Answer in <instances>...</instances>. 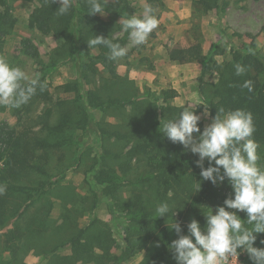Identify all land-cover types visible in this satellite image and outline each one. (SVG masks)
<instances>
[{"label":"rangeland","instance_id":"rangeland-1","mask_svg":"<svg viewBox=\"0 0 264 264\" xmlns=\"http://www.w3.org/2000/svg\"><path fill=\"white\" fill-rule=\"evenodd\" d=\"M120 2L125 5L123 0ZM128 2L134 8L131 13L119 11L116 7L119 3L108 0L105 14H99L109 23L112 35L124 39V46L129 40L127 33L121 31L120 19L140 15L147 3L146 0ZM152 6L159 20L158 28L144 45L129 48L128 54L116 61L119 77L112 79L100 63L95 65V73L86 70V76L83 75L85 69L81 72L74 57L59 55L61 36L44 34L29 27L28 18L34 5L21 0L12 2L17 22L6 37L0 58L21 67L29 75L44 77L52 100L46 104L36 101L28 111L21 106L17 108L20 112L0 106V123H7L17 132H27L30 136L41 135L44 111L50 107V123L60 122L63 115L68 117L66 136L71 138L62 147L37 151L43 156L41 164L46 173L31 170L16 180L26 187L39 184L45 187L41 201L30 205L27 215H35L41 207L46 208L49 215L47 231L29 235L34 247L22 253L26 264H45L47 260H42L45 252L87 225L94 215L98 216L99 228L91 230V234L99 233L105 224H111L109 202H115V198L95 193L86 179L91 165L101 160L113 166L123 180L117 194L130 199L136 186L140 185L138 179L148 173L144 161L137 156L128 158L127 152L135 140L141 137L146 141L151 132L157 136L163 123L178 118L182 108L189 103L202 106L197 105L195 109L201 115L202 131L212 122L210 112L204 115L205 105L216 97L221 82L220 71L233 61L232 49L254 42L264 54V0H160ZM23 38L31 39L38 49V56H28L21 51ZM195 43L201 44L205 55L210 53L213 44H218L212 53L213 61L205 69L196 60L182 61L171 54L173 49L187 48ZM90 50L92 56L97 54L96 47ZM86 61L87 58H80V62ZM68 84L70 88L66 87ZM171 89L175 90L176 96L164 99V92ZM111 99L122 103L111 104ZM166 107L172 109L166 110ZM88 111L95 115L92 124L86 121ZM115 133L121 137H116ZM5 146L0 142V151ZM185 152L189 158H198L190 150ZM263 152L264 146L259 150V156ZM206 163L207 160L204 165ZM259 163L264 165L261 159ZM96 200L99 202L95 207ZM119 216L126 219L129 213L120 209ZM174 219L181 224V234L187 235L189 221L185 216L176 213ZM171 236L173 240L178 238L174 229ZM114 237L117 241L111 249L114 260L106 261V264H139L144 252L128 256L123 252L124 237L116 233ZM98 252L99 249H95V253ZM69 253V245L58 250L60 256ZM243 254L240 252L237 260L233 258L234 264H243Z\"/></svg>","mask_w":264,"mask_h":264},{"label":"trees","instance_id":"trees-1","mask_svg":"<svg viewBox=\"0 0 264 264\" xmlns=\"http://www.w3.org/2000/svg\"><path fill=\"white\" fill-rule=\"evenodd\" d=\"M13 1L0 0L3 6V10L0 11L1 51L6 37L17 22L12 8ZM21 1L34 5L28 18L29 27L44 34L61 36L63 42L58 48L60 50H56L59 51V55L74 57L81 72L85 69L83 75L86 76V70L95 73L97 70L95 65L100 63L110 78L119 77L116 61L107 58L108 49L97 46V54L92 56L87 39L94 35H102L121 46H124V39L115 38L112 35L109 23L100 17V13L92 15L87 12L86 0H73L70 12L64 16L56 14L58 3L50 4L49 0ZM115 1L121 4L120 0ZM146 1L152 5L160 0ZM123 2L125 5L116 4V7L119 11L131 13L134 8L129 5L128 0H123ZM106 7L107 3L105 9ZM223 35H225L224 32ZM20 44L24 54L32 57L38 56V49L31 39L23 38ZM217 47V43L213 44L210 53L205 55L201 44L195 43L187 48L173 49L171 54L175 59L182 61L196 60L205 69L213 61L212 53ZM232 55L231 64L220 71L221 82L216 97L207 102L208 110L212 117L217 114L219 108L225 109L226 112L238 108L250 112L255 128L253 138L258 144L259 152L264 146V54L256 48L254 42H251L247 47H234ZM82 56L87 58L86 62H80ZM214 63L218 68L220 67L216 62ZM237 63L246 68L242 76L235 75L234 65ZM40 79L46 82L44 77ZM246 80L252 82L251 92L241 87ZM66 87L70 88V84ZM174 96H176L175 90L164 92V99ZM51 100L49 84L46 82L44 90L37 89L36 94L23 106L28 111V107L36 101L46 104ZM109 102L111 104L122 103L115 99ZM98 105L102 107L101 109H105L102 104ZM201 107L200 105L199 108ZM171 109V107H166V110ZM20 111L21 109H17V112ZM51 115L52 109L46 108L41 135L30 136L27 132H17L7 123H0V142L6 145L0 151V162L3 164V168L0 169V185L6 187V192L0 195V264H26L22 260V253L27 248L34 247L30 244L29 235L33 232L44 234L48 229L46 223L49 215L46 213V208L37 209L33 216L27 215L30 205L41 201L42 189L45 187L42 184L26 187L17 181L20 180L21 175L31 170L46 173L44 164H41L43 156L37 151L42 149L46 152L50 148L62 147L71 140L70 135L66 136L68 117L63 115L60 122L52 124L48 120ZM94 119L95 115L88 111L87 123L92 124ZM198 123L201 127L200 122ZM115 136L121 137L119 133H115ZM127 155L130 159L137 156L140 161H144L148 172L146 176L138 179L140 185L136 186L130 199H124L122 194L121 196L117 194L123 180L120 179L121 176L118 175L116 169L97 160L87 170L86 179L95 193L100 192L115 198V202H109L111 224H105V228L99 233L91 234V230L99 228L98 216L94 215L87 225L80 227L64 242L57 243L46 251L42 257V260H47L45 264H80L83 262L106 264V261H113L114 255L111 249L117 242L114 237L115 233L124 237L123 252L126 255L131 256L144 252L139 264H173L175 261L173 252L168 248L173 240L171 236L173 229H170L168 224L171 225L174 219L171 212L167 217H157L155 212L157 205L161 202H168L175 213L185 216L186 221L189 222L193 218L196 219L203 228L206 223L205 213L215 212L217 206H222L224 200L233 192L227 180L216 185L203 180L200 176L201 169L196 164L198 158L187 157L183 146L172 143L162 132H158L157 136L151 132L146 141L138 137ZM260 159L264 162V152L260 155ZM207 166L208 162L204 167ZM123 172L126 170L124 169ZM199 182L200 189L197 190ZM98 202L96 200L95 207ZM120 209L129 213L126 219L119 216ZM237 214L242 220L247 219L245 213L237 212ZM255 235L257 238L254 246L264 248V244L261 243L264 240V233ZM66 245H69L70 253L60 256L58 250ZM97 248L99 252L95 253ZM242 262L253 264L247 252H244Z\"/></svg>","mask_w":264,"mask_h":264},{"label":"clouds","instance_id":"clouds-1","mask_svg":"<svg viewBox=\"0 0 264 264\" xmlns=\"http://www.w3.org/2000/svg\"><path fill=\"white\" fill-rule=\"evenodd\" d=\"M86 2L89 14H105L108 0ZM49 3L59 4L55 10L58 16L67 15L73 6V0H49ZM119 23L121 31L128 35V45L121 46L102 35H94L87 39L89 49L103 46L108 49L107 58L118 61L128 54L129 48L144 45L159 26L150 3H144L140 15L122 17ZM234 69L237 76L246 72L245 66L239 63ZM45 87L46 82L38 74L29 75L21 67L0 58V106L20 108L31 100L37 89L43 91ZM241 87L249 92L253 90L251 81L246 80ZM197 105L184 106L178 118L163 123L161 132L172 143H179L198 156L196 164L203 180L214 185L227 180L233 192L215 212L205 213L203 228L193 218L187 224V235L181 234V224L174 219L176 213L169 203L158 204L157 217H167L171 212L174 222L168 226L178 234L168 248L173 252L176 264H228L231 258L237 260L240 252H247L253 264H264V248L254 246L255 234L264 233V165L259 163L258 144L253 138L252 114L239 108L227 112L219 108L212 122L201 131L198 123L201 115L195 111ZM204 115H209L207 105ZM205 160L207 167H204ZM5 192L6 187L0 185V195ZM237 212L245 213L247 219L242 220ZM261 243L264 244V240Z\"/></svg>","mask_w":264,"mask_h":264},{"label":"built area","instance_id":"built-area-1","mask_svg":"<svg viewBox=\"0 0 264 264\" xmlns=\"http://www.w3.org/2000/svg\"><path fill=\"white\" fill-rule=\"evenodd\" d=\"M1 164H2V163L0 162V165H1ZM228 264H234V260H233V258H231V259L229 260Z\"/></svg>","mask_w":264,"mask_h":264}]
</instances>
